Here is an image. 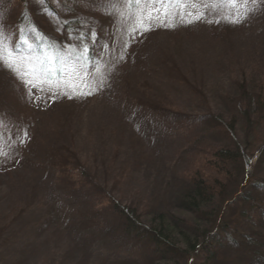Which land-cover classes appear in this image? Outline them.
Here are the masks:
<instances>
[{
    "label": "rangeland",
    "instance_id": "rangeland-1",
    "mask_svg": "<svg viewBox=\"0 0 264 264\" xmlns=\"http://www.w3.org/2000/svg\"><path fill=\"white\" fill-rule=\"evenodd\" d=\"M87 2L66 29L34 10L64 63L55 83L43 71L56 65L45 41L40 51L35 40L16 50L0 20V264H136L142 252L132 244L105 248L94 224L108 214L93 208L109 198L185 215L176 207L179 177L206 126L178 132L166 113L213 115L236 123V140L251 135L242 90L264 94V0L198 6L202 19L192 5H173L166 23L135 33L136 8L125 0ZM254 164L251 176L264 177V163ZM246 256L245 247L224 249L216 264Z\"/></svg>",
    "mask_w": 264,
    "mask_h": 264
},
{
    "label": "trees",
    "instance_id": "trees-1",
    "mask_svg": "<svg viewBox=\"0 0 264 264\" xmlns=\"http://www.w3.org/2000/svg\"><path fill=\"white\" fill-rule=\"evenodd\" d=\"M82 2L88 4L87 0H45L43 5L39 0H0V20L7 19L9 23L1 25L16 50L35 40L33 51H40L44 41L53 51L55 70L45 72L43 67L50 83L63 76L64 63L59 64L55 40L37 25L34 10L46 9L61 25L65 20L66 29L70 24L67 18L82 11L77 5ZM87 60L79 61L78 66L83 69ZM242 93L245 109L253 108L252 113H245L243 123L251 135L242 140L233 138L235 122L223 123L213 115L166 113L178 132L202 130V137L207 138L204 140L212 142L209 146L202 142L180 174L176 207L185 215L174 214L168 208L157 209L151 203L130 209L107 198L108 203L93 208L94 212L103 210L108 214L103 223L94 224L105 248L132 244L143 254H139L142 259L136 264H216L222 250L245 247L247 256L241 258L240 264H264V235L257 231L262 230L258 223L264 222V177L255 178L248 172L251 161L254 166L264 163V136L258 134L259 125L264 133V94L260 87L253 92L244 89ZM250 114L255 116L251 119ZM200 126L206 127L196 128ZM193 138L195 141L199 137Z\"/></svg>",
    "mask_w": 264,
    "mask_h": 264
},
{
    "label": "snow or ice",
    "instance_id": "snow-or-ice-1",
    "mask_svg": "<svg viewBox=\"0 0 264 264\" xmlns=\"http://www.w3.org/2000/svg\"><path fill=\"white\" fill-rule=\"evenodd\" d=\"M229 3L233 6L236 5L238 0H125V3L129 7H135L136 12L134 14L135 24L136 26L132 28V32L135 33L137 31H149L151 30L153 21L155 20L157 23L164 24L167 22L169 17V12L167 9L171 8L173 5H176L177 8H187L189 5L197 8L195 13L197 19L204 18V14L199 12L200 7H208L209 4H219V3ZM243 2H247V0H243ZM255 2V0H253ZM39 3L43 5L45 0H39ZM159 5V7H157ZM189 16L193 15L192 12L187 13ZM163 17V19H161ZM191 22V21H189ZM237 22V21H233ZM7 39L4 31L0 28V62L4 61V41ZM87 50V49H86ZM11 53L9 52V61L6 63V66L15 71L12 63L10 62ZM82 84L87 87V83L83 81L81 77ZM38 86V85H37ZM71 86V85H69ZM90 94V93H89ZM27 136V133H24ZM23 143V141H21Z\"/></svg>",
    "mask_w": 264,
    "mask_h": 264
}]
</instances>
